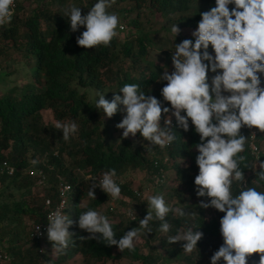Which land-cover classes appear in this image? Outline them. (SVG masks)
I'll return each instance as SVG.
<instances>
[{"label":"trees","instance_id":"obj_1","mask_svg":"<svg viewBox=\"0 0 264 264\" xmlns=\"http://www.w3.org/2000/svg\"><path fill=\"white\" fill-rule=\"evenodd\" d=\"M123 1L127 4L121 5ZM96 2L40 0L22 20L21 12L31 1L15 0L11 23L0 27V80H4L0 86V249L9 257L6 264H74L75 256L79 257L78 264H105L122 257L139 264H210V257L223 244L219 222L224 213L199 207L201 200L207 202L210 198L198 197L195 192L194 178L199 171L195 144L200 141L194 126L189 121V130L185 132L172 117L176 140L164 149L144 147L149 142L139 133L114 143L104 133L111 122L121 121L125 115L124 112L121 115L123 107L119 106L112 118L104 119L95 109V99L99 92L111 100L114 92L121 94L119 89L124 84L136 83L146 95L163 101L161 89L166 81H159L162 64L155 60L164 58L168 62L172 52L161 49L155 53L153 36L160 30H170L173 24L179 28H196L200 13L214 7L215 0H114L107 11L124 17L126 28L132 30L131 39L120 41L115 37L108 47L85 49L76 43L84 27L72 32L64 9L75 5L85 15ZM48 4L54 7L50 9ZM180 38L194 40L191 35ZM211 50L210 46L208 51ZM18 77L26 79L25 82L18 85ZM261 78L264 86V75ZM44 110H49L57 122L74 121L77 132L65 141L55 124L44 121ZM163 123L162 117V126ZM253 129L256 135L252 141L258 146V158L264 159V149L259 148L264 143V133ZM240 132L248 137L245 151L239 154L246 157L241 168L247 186L264 191V183H256L259 167H253L256 157L249 148L250 134L243 127ZM136 139L142 144L133 147ZM164 157L168 159L164 161ZM177 159L185 161L184 165H178ZM3 162L12 168V173H7ZM109 169L116 170L114 179L121 187V194L130 197L137 206L133 209L135 217L116 214L111 207L106 211L113 218L108 216L117 234L115 239L139 227V220L147 214V203L142 209L138 194L128 182L121 181L130 171L143 170L150 176H158V181H163L164 170L171 171L169 179L173 178L174 186L157 181V194H167L166 204L174 199L175 207L197 215L176 217L169 213L166 219L172 228L168 233L160 232L159 222H153L152 233L142 237L145 252L136 245L132 252L127 249L120 252L115 245L104 244L99 234L96 239L81 240L80 237L89 234L78 227L79 215L89 208L99 213L101 205L110 199L98 187L94 189L95 200L88 197L92 181L85 176L93 177ZM60 180L69 184L65 214L73 221L68 229L73 236L66 253L57 256L49 249L52 246L46 231L41 239H30L29 231L33 224L45 221L48 209L45 200L51 201L50 206L59 201ZM232 190L234 195L239 194L236 181ZM192 225H200L195 230L204 234L193 253L183 252V242L167 243L168 236ZM258 259L253 254L248 264H258Z\"/></svg>","mask_w":264,"mask_h":264},{"label":"clouds","instance_id":"obj_2","mask_svg":"<svg viewBox=\"0 0 264 264\" xmlns=\"http://www.w3.org/2000/svg\"><path fill=\"white\" fill-rule=\"evenodd\" d=\"M114 0H97L85 14L81 7L72 5L64 9L69 18L70 30L76 32L81 26L84 31L76 38L78 46L85 49L110 46L118 35L119 17L109 13ZM15 0H0V27L11 23ZM229 5H234L231 9ZM201 19L191 33L193 39H184L175 44L171 56L173 70L160 75L159 81H166L161 89L163 101L146 95L139 84H124L112 99H105L97 92L95 109L104 117L112 118L123 106L125 115L116 124L122 129V139L135 137L137 133L150 146L164 149L176 140L172 117L176 125L187 132L189 121L199 134L195 144L198 155L195 163L198 174L194 178L195 192L201 200L199 207L224 213L220 219V233L223 244L210 257V264H248L253 254L259 256L258 264H264V191L248 187L241 164L246 157L248 141L241 134L242 127L257 129L264 133V0H215V6L200 13ZM172 36L177 37L181 29L173 24ZM211 46L212 52L208 51ZM214 53V54H213ZM214 73L209 78L208 73ZM210 80V82H209ZM167 102L170 107L164 106ZM182 112L184 115H182ZM170 113V115H169ZM163 117V126L161 120ZM62 138L68 141L78 130V125L57 122ZM255 137V134H251ZM32 163H36L34 160ZM257 185L264 183V161L259 158L256 167ZM247 167V165H245ZM115 169L95 177L88 190V197L95 200V188H100L113 202L121 196V187L115 181ZM233 181L237 182L239 194L234 195ZM51 204V201H46ZM172 213L176 217L196 216L181 207L166 204L164 196L148 197L147 214L139 220V227L124 232L119 240L107 216L89 208L79 215L78 227L89 234L81 240L96 239L109 246L115 245L120 252L135 250L134 241L152 233V223L159 222V231L168 233L172 228L166 219ZM129 215H134L131 207ZM47 239L57 256L66 253L73 234L69 227L73 221L60 208L51 211L47 217ZM37 231L39 226H35ZM200 225H192L184 231L177 230L168 236L167 243H182L185 254L197 250V243L203 238ZM43 251V250H41Z\"/></svg>","mask_w":264,"mask_h":264},{"label":"rangeland","instance_id":"obj_3","mask_svg":"<svg viewBox=\"0 0 264 264\" xmlns=\"http://www.w3.org/2000/svg\"><path fill=\"white\" fill-rule=\"evenodd\" d=\"M28 1H31V3L28 4L27 7L21 12L22 13L21 14L22 20L28 15V13H29V11H31V9H33L34 7L39 5V3H40V0H22V2H24V3H27ZM72 3L77 4L78 0H72ZM124 4H127V2L123 1V3L121 5H124ZM48 7L50 9H52L54 7V5L48 4ZM132 16H133V14L127 16L126 22H128L131 19L130 17H132ZM123 20H124V17H119V25H118V28H117L118 35L116 37L120 41H123L124 39H131V35L130 34L132 33L131 29L126 28ZM156 27H159V25L158 26L156 25ZM170 28H171V26H170ZM180 29H181V33H180L179 37H177L178 40H176V39L174 40V37L172 36L170 30H160V31H158V33L153 36V40H152V46L154 48V52L155 53H160L161 49H163V50H167V51L169 50L173 54V52L175 51V44H178V43H180L183 40V39L180 40L181 39L180 38L181 35H184L185 37L188 36V35H191V33L196 28H194V29L180 28ZM209 52L211 53L212 50L209 51ZM155 61L157 63H159V64H162L161 75L163 74V72L165 70H167L169 73L173 70L171 59L167 62L164 58L163 59L156 58ZM2 67H4V66H2ZM208 75H209V78H211V76H213L214 73L209 72ZM261 79H263V78H261ZM25 80L26 79H22L21 77H18L17 78L18 85L23 84L25 82ZM209 82H210V80H209ZM3 84H4V80H0V86H3ZM122 113H123V111H121V115H122ZM42 115H43V119H44L45 122H49V123H52V124H56L57 123V121L54 119L52 113L49 110L42 111ZM169 115H170V113H169ZM106 118L107 117H104V119H106ZM116 124H118V122H114V123L111 122L109 124V127L106 129V133H104L105 137L109 138L110 141H112L114 143H118L122 139L121 137H122V132H123L122 129L115 128ZM113 127H114V129H113ZM141 144H142V142L137 141V139L132 142V146L133 147L140 146ZM259 148H260L261 151H262V149H264V143L263 142H262V144L260 145ZM145 151H147L146 148H145ZM157 157L159 158L160 155L158 154ZM163 159H164V161H166L168 158L164 157ZM259 159L261 161H264V159H261V158H259ZM256 161H257V159H255L254 163H253V167L254 168H258V165L256 167ZM176 162H177L178 165H184V163H185V161L178 160V159L176 160ZM170 175L172 177L171 171H165L164 170L163 171V176H162V180L163 181H158V183L166 181V183H165L166 186H169V187L171 185L174 186L175 183H174L173 178L169 179ZM85 177L87 178V176H85ZM157 177L158 176H155V177L150 176L149 174H147L143 170H134V171L128 172V174H125L121 178V181L122 182H128L129 186L133 190V192H138V196L140 197V202H138V201L137 202L142 205V209H143V206L147 203L148 197L157 194V191H156ZM163 196H164L165 201H167V194H164ZM70 198L71 197L69 196V199ZM174 201H175L174 199H170L169 200V205L175 207V202ZM69 204H70V202H69ZM64 207H65V204L62 206V209ZM109 207H111L112 209H115V211H116L115 213L116 214L125 215L127 217H131V215L128 214L129 209L131 207L133 209L137 208L136 204L130 200V197L124 196L122 194L114 202H113V200H112V198L110 196V199L106 203L101 205L99 213L107 216V218H108L109 215L106 214V211H108ZM63 212L65 213V208H64ZM110 218L113 219L112 217H110ZM26 222L29 223V221H26ZM134 243L140 249L141 252H145L146 248H145V244H144V241H143L142 237L136 239L134 241ZM49 249L51 250V253H54V250L51 247ZM73 259H74V261H73L74 264H78L80 262L79 257H77V256H75ZM171 259L173 260V257ZM250 261H252L251 257L249 258L248 263ZM258 262H259V259L257 260V263ZM105 264H139V263L135 262V261H131L129 259H126V258L122 257V258H118V259L109 260Z\"/></svg>","mask_w":264,"mask_h":264},{"label":"built area","instance_id":"obj_4","mask_svg":"<svg viewBox=\"0 0 264 264\" xmlns=\"http://www.w3.org/2000/svg\"><path fill=\"white\" fill-rule=\"evenodd\" d=\"M15 5V4H14ZM245 130H247L250 134V142H249V148L251 151V154L254 155V157H256V159H258V153H259V149L258 146L252 141L253 140V136H251V134H255L256 135V131L254 129H248L246 126L243 127ZM3 167L5 168V170L7 171V173H12V168L10 166H8L5 162H3ZM90 175H88L89 177ZM93 177L96 178L97 182L99 181L100 178H102V174H98V175H94ZM162 179V177H161ZM160 180L159 178H157V181ZM156 181V182H157ZM69 190V184L64 183L62 180L59 181L58 183V191H59V201L57 202V204H55L54 206H50L49 204H46V201H50L48 198L45 200V204L46 206H48L47 212L45 214V221L41 222V223H36L33 224L30 228L29 231V238L30 239H41L43 236V233L46 231L47 229V217L49 215V213L57 208H60L61 210H64V207L62 209V206L65 204V200H66V195H67V191ZM138 194V192H136ZM64 197V198H63ZM132 217V215H131ZM36 225L39 226V230L37 231L36 229ZM9 257L4 254V252L2 253L1 249H0V264H6V262L8 261Z\"/></svg>","mask_w":264,"mask_h":264}]
</instances>
